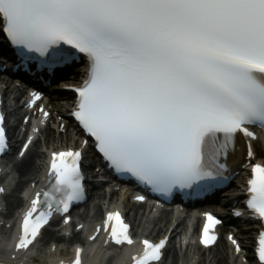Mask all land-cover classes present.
<instances>
[{
    "label": "snow or ice",
    "instance_id": "6c2138e0",
    "mask_svg": "<svg viewBox=\"0 0 264 264\" xmlns=\"http://www.w3.org/2000/svg\"><path fill=\"white\" fill-rule=\"evenodd\" d=\"M0 32L25 71L35 62L51 77L84 63L71 115L110 169L152 193L209 192L230 179L226 161L239 139L249 158L252 142L264 139V0H0ZM3 123L0 116V154H7ZM32 141L29 134L17 164L29 163ZM82 160L80 150L51 153L12 237L14 262L17 254L19 264L37 254L55 215L70 223V206L85 199ZM246 208L261 222L255 256L264 264V166L252 165ZM205 215L199 243L207 247L220 221ZM103 230L104 245L133 244L119 212H107ZM167 240L144 239L131 264L159 262ZM229 240L239 253L240 243ZM42 264H85L84 250L76 246L74 258Z\"/></svg>",
    "mask_w": 264,
    "mask_h": 264
},
{
    "label": "bare ground",
    "instance_id": "6f19581e",
    "mask_svg": "<svg viewBox=\"0 0 264 264\" xmlns=\"http://www.w3.org/2000/svg\"><path fill=\"white\" fill-rule=\"evenodd\" d=\"M52 134L53 136H55V139L58 140V142H62V136L60 134L58 135H54L53 131L50 130V127H48L46 130H45V135H50ZM35 144V143H34ZM49 146H52V145H49ZM41 152L37 150V147L35 149H33L28 155H27V160H28V164L26 165H20V171H21V176L24 178V183H27L29 181H34L35 180V177H36V174L38 173L39 169H40V166H41ZM233 182V181H232ZM231 184V182H230ZM232 185V184H231ZM232 187H234V184L232 185ZM236 200V203H238V199H239V196L238 197H232V196H228V197H225L223 196L222 198H218V204H220V206H222V208H224V206L227 204L228 201L230 200ZM96 214H98V212H96ZM94 221H91L92 226L90 227V229H92L93 225L95 224ZM243 225V224H242ZM244 225H247L248 229L250 230L252 227H251V223H246ZM164 232V230H159L157 231L156 233L157 234H162ZM175 232V235L178 233V230H174ZM240 234H246L245 231L243 233V229H240L239 231ZM248 235V234H246ZM247 237V236H246ZM243 246L246 247V243H243ZM174 248V246H173ZM214 250V249H212ZM215 250L218 251L217 252V256L215 255V260H212V262H215L216 264H227L228 261H227V256H228V253H227V250H226V244L225 242H220L218 244V246L215 247ZM211 251V250H210ZM104 251L103 252H99V256L101 257L102 255H104ZM168 253L171 254L170 257L172 256V259L170 261L169 264H175V251L174 250H171V247L168 249ZM49 259H51L49 257ZM101 262L97 263V264H100ZM114 262H112V260H109L107 264H113ZM238 264V262L236 263ZM249 264H254L253 260L252 262H250Z\"/></svg>",
    "mask_w": 264,
    "mask_h": 264
},
{
    "label": "rangeland",
    "instance_id": "374dc122",
    "mask_svg": "<svg viewBox=\"0 0 264 264\" xmlns=\"http://www.w3.org/2000/svg\"><path fill=\"white\" fill-rule=\"evenodd\" d=\"M16 171L18 173L17 175H18V178H19L20 171H18V170H16ZM19 180H20V178H19ZM19 182L20 183H18V185L21 186L22 183H21V181H19ZM10 194L11 195L10 196H7L5 198V200H4L5 203H6V208H7V213H6L7 216H11L13 214L15 208L17 207V205H19L18 203L17 204L15 203V197L17 196L18 193L17 192H14V194H13L12 191H11ZM52 239H54V236H50L49 231H45L43 233V237H42L41 242H40L41 243V246L39 248V255L42 256L43 253H46L48 251V245L52 241ZM58 240H63V239H58ZM65 240L66 239L64 238L63 243L65 242ZM63 243L60 245V247H65L63 245Z\"/></svg>",
    "mask_w": 264,
    "mask_h": 264
}]
</instances>
